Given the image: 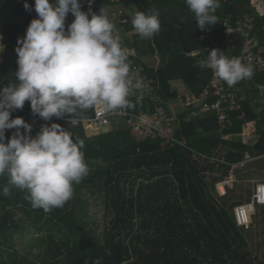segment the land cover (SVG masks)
Masks as SVG:
<instances>
[{"label":"trees","instance_id":"obj_1","mask_svg":"<svg viewBox=\"0 0 264 264\" xmlns=\"http://www.w3.org/2000/svg\"><path fill=\"white\" fill-rule=\"evenodd\" d=\"M27 3L31 10L25 9V0H0V35L3 37L0 42L4 44V50L0 52V87L16 83L17 40L25 35L27 26L37 15L35 0H27ZM80 4L81 10L91 8L97 14L102 7L115 4L126 7L125 14L119 10L123 14L121 19L125 20L122 25L127 32H133L131 45L138 56L153 61L152 64L143 60L146 69L142 76L152 82L156 96L164 104L178 95L172 87L174 81H180L188 92L197 95L206 86L212 70L200 67L199 58L205 59L207 55L203 50V39L212 36L216 42L222 43L225 28L221 22L224 19L232 24L237 19H250V36L257 40L253 50L259 51L264 59V14H257L250 6V0H219L214 13L217 23L205 29L198 27L194 13L184 0H92L91 4L89 0H80ZM141 11L159 13L160 31L150 38L141 37L132 26V15ZM69 24L70 13L65 20L66 29ZM243 41V36L238 33L223 45L222 54L241 60ZM192 51H199L198 56H189ZM131 60L127 55L130 70ZM248 82L253 86L252 91L246 90L242 81L238 82L244 97L241 109L230 112V123L222 131L213 112L192 116L189 120H184L185 113H181L176 137L183 146L171 147L160 139L135 141L126 125L125 128L99 133L93 122L85 120L92 116V108L78 114L79 122L75 126L67 121L72 117L54 116L46 121L34 115L28 101L22 109L12 111V118L22 117L32 125L30 135L33 137L42 126L56 122L70 133L74 142H82L85 162L88 166L94 163L96 167L93 178L82 181V184L102 187L106 208H110L113 215L108 236L102 242H96L73 217L74 208L65 216L62 211L67 204L52 209L46 222L54 231L62 229L60 220L65 218L66 226L73 225L76 234L86 239H76L73 244L66 240L61 245L52 240L53 260H57V253L64 252V264H94L95 260L100 264H264V258L255 255L249 247L252 226L245 229L234 221L232 208L238 202L230 201L227 193L222 197L224 206L208 190L207 175L221 169H225L226 174L230 167L193 152L223 155L230 163L241 162L246 152L252 157L264 155V103H260L257 112L249 105V95L254 101L260 100L257 85H264V66L255 67ZM255 90L257 99L253 93ZM128 101L125 108L134 114L145 109L147 104V100L134 95L132 87ZM242 112L244 117H240ZM250 122L255 123L257 139L253 144H245L243 142L250 137ZM245 123H248L247 127L241 133ZM14 131L6 130V138ZM235 133H241L239 137L243 142L221 137L222 134ZM127 173H136L140 179L135 189L131 185L129 195L125 187L121 188L126 183L124 177ZM5 186L10 190L16 188L8 184L7 175L0 176V196L3 199ZM16 189L14 204L27 195L25 190ZM8 218L10 211L6 210L0 220V237L11 230ZM0 264L5 263L0 259ZM13 264H18V260Z\"/></svg>","mask_w":264,"mask_h":264},{"label":"clouds","instance_id":"obj_2","mask_svg":"<svg viewBox=\"0 0 264 264\" xmlns=\"http://www.w3.org/2000/svg\"><path fill=\"white\" fill-rule=\"evenodd\" d=\"M184 2L199 28L217 23L214 13L219 0ZM24 7L31 10L27 0ZM34 10L37 15L15 48L16 83L0 87V176L7 175L9 185L25 190L34 209L50 212L63 207L72 198L74 185L89 174L81 151L83 144L74 142L56 122L42 126L33 137L32 125L22 117L12 118V111L22 109L28 101L34 115L46 121L54 116L72 117L67 121L75 126L78 114L87 109L100 106L112 111L127 107L132 81L127 53L114 34L105 8L97 14L91 8L81 10L80 0H35ZM69 13L74 20L66 29ZM131 23L143 38L154 36L161 27L157 11L136 12ZM3 50L0 42V52ZM200 67L211 69L228 86L253 75L251 66L224 56L218 49H212ZM10 129L15 131L6 138V130ZM2 191L7 196L10 189L5 186Z\"/></svg>","mask_w":264,"mask_h":264},{"label":"rangeland","instance_id":"obj_3","mask_svg":"<svg viewBox=\"0 0 264 264\" xmlns=\"http://www.w3.org/2000/svg\"><path fill=\"white\" fill-rule=\"evenodd\" d=\"M250 6L254 8L257 14H264V0H250ZM104 8L108 11V18L114 25V34L119 37L121 44H123L121 45L122 48L126 52L134 48L131 45V36L133 32L126 33L121 19L123 14L119 11L123 10L124 14L127 13L126 7L115 4L114 6ZM133 16L134 15H132V17ZM73 20L74 16L70 13V23ZM128 43L129 45L126 46L127 48L124 47ZM143 60H148L151 63L153 62L149 58H144ZM155 60V63H157L158 59L155 58ZM172 87L176 89L181 96L187 93L185 86L180 81L172 82ZM253 93L257 99V91L255 90ZM175 110L177 113L180 112L178 104L175 105ZM123 127L125 128V124L121 119L112 117L107 130H116ZM245 127H247L246 123L242 126L243 131ZM253 132V138L246 140L245 144H252L254 142L257 135L256 129ZM88 167H90L89 174L82 181L91 180L93 178L92 174L96 170L95 164H89ZM247 168L248 167L235 168L234 173L238 176L239 172H244ZM215 172L214 175H207V187L215 200H217L219 204H223L222 197L216 192L213 178H222L224 180V177H228L226 176L228 173L225 174V169L218 170V172L216 170ZM229 174L231 175V171ZM136 176V173H127L124 177L126 183L122 184L121 188L125 187L127 195H129L128 190L131 185H133L135 189L140 182V179ZM263 177L264 169L256 178L264 179ZM82 181L74 185L73 196L65 203L67 205L64 211H62V215L65 216L67 212H70L72 208H74L73 217L80 223L83 230L89 233L90 239L96 242H102L109 234L113 215L111 209L106 208L105 193L102 187L96 184L84 185ZM16 192L17 189L13 188L10 190L9 195H3L4 199L0 196V220L3 218L5 211L9 210L10 218H8V224L11 225V230L6 235L0 237V246L2 247L0 259L2 263L13 264L14 261L18 260V264H56V261L59 262L58 264H64V252L57 253V260H53L54 257H52V252L50 250L51 241L53 240L61 245V243L66 240L73 244L76 239H86L82 235L76 234L73 225L70 224L66 226L67 222L65 218L60 220V225L63 226L62 229L54 231L46 222L47 218L50 217V212H44L43 209H34L30 201L25 197L19 200L17 204H14L13 200L16 196ZM238 193L235 191L233 192L232 200L236 199L234 197H236ZM242 193L247 195L246 188L243 189ZM223 205L226 206L225 204ZM255 208V214L252 217V228L250 229L251 238L249 239V247L255 255L264 258V206L261 207L260 205H256ZM37 216L40 218H37ZM61 218L62 217H60V219ZM53 219L58 221L57 217H53ZM61 248L62 250L64 249L63 247Z\"/></svg>","mask_w":264,"mask_h":264},{"label":"built area","instance_id":"obj_4","mask_svg":"<svg viewBox=\"0 0 264 264\" xmlns=\"http://www.w3.org/2000/svg\"><path fill=\"white\" fill-rule=\"evenodd\" d=\"M124 21L123 19L122 22ZM221 23L225 28L222 43L216 42L212 36L203 39L205 43L203 50L207 52L206 58L212 49H218L223 52V45L240 33L244 38L241 61L251 66L252 69L255 67L262 68L264 59L259 54V51L253 50L257 45V40L255 37L250 36L251 20L248 18L244 20L237 19L232 24L228 19H224ZM126 53L132 58L130 61L129 79L132 81L133 93L138 98L147 100L146 107L137 114L129 113L125 107L117 111H104L100 106L92 108V116L85 120L93 122L99 133L107 131L110 119L116 117L123 119L126 128L130 131L135 141L160 139L164 144L171 147L177 144L183 146V143L176 137L178 116L181 113H185L184 120H189L192 116L213 112L217 118L220 131H222L230 123V112L241 109V101L244 98L241 85L236 83L233 86H228L226 82L216 77L213 71L208 83L198 95L187 91L185 95L181 96L178 94L174 100L164 104L156 96L152 82L142 76L146 69L143 59L138 56L134 48ZM198 54L199 51H192L188 55L195 57ZM205 59L200 57L199 61L201 62ZM246 81L242 82L245 83ZM257 88L260 95L259 101L264 103V85H257ZM210 100H212L211 103H209ZM176 104L180 107L179 113L175 110ZM240 117H244V112L241 113ZM227 136L223 134L222 138H227ZM193 152L201 158L228 165L231 172L234 168L241 167L244 163L255 158L246 152L241 162L230 163L223 155H205L196 151ZM232 181L233 179L228 176L223 180L222 184L229 185ZM256 205H264V181L255 184L250 201L237 204L232 208L235 223L245 229L250 228Z\"/></svg>","mask_w":264,"mask_h":264},{"label":"crops","instance_id":"obj_5","mask_svg":"<svg viewBox=\"0 0 264 264\" xmlns=\"http://www.w3.org/2000/svg\"><path fill=\"white\" fill-rule=\"evenodd\" d=\"M126 33H127V31H126ZM128 33H130V32H128ZM129 43L127 45H125L124 47L128 46ZM121 45H123V44H121ZM250 123L252 124V126L249 128V136L250 137L247 140L253 138L252 133H254L253 131H255V129H256V128L254 129L255 123L254 122H250ZM242 132H243V130L241 131V133ZM241 133L229 134L227 136V139L233 140V141H241L242 142V140L239 137V135ZM222 136H223V134L221 135V137ZM256 139H257V135H256V138H255L254 142L256 141ZM244 143H246V142H244ZM249 164H251V165H249ZM241 167H248V168L244 172H239L238 173V176L236 175V173H234L235 168L231 172V175L229 174L230 173V169H229V171H228V174L229 175L227 174L226 176L231 177L233 179V181L229 185H223V187H224V191L223 192L220 190V187H219V183H222L223 182V179L222 178H219L217 180H214L213 179L214 180L213 181V184L215 185L216 192L221 197L225 196L228 193V195L230 197L229 198L230 201H232V202H238L237 204H241V203L250 201L251 195H252V193L254 191L255 184L258 183V182H260V181H264V179H257L256 178V177L259 176V174H261V172L264 169V155L259 156V157H255L253 160L244 163V165L241 166ZM237 168H239V167H237ZM212 174L214 175V172L213 173H210L208 175L210 176ZM225 178H227V177H224V179ZM244 187L246 188L247 195H244V193H242L243 192V189H245ZM236 188H238V189H236ZM234 191L236 193H238V191H239V193L236 194V197H234L236 199H233L232 200V196H233V192Z\"/></svg>","mask_w":264,"mask_h":264},{"label":"water","instance_id":"obj_6","mask_svg":"<svg viewBox=\"0 0 264 264\" xmlns=\"http://www.w3.org/2000/svg\"><path fill=\"white\" fill-rule=\"evenodd\" d=\"M244 85H245L246 90H248V91H252L253 90V86L251 85L250 82H245ZM249 100H250L249 105H250L251 109L254 112H257L259 107H260L259 102H253L251 95H249Z\"/></svg>","mask_w":264,"mask_h":264},{"label":"bare ground","instance_id":"obj_7","mask_svg":"<svg viewBox=\"0 0 264 264\" xmlns=\"http://www.w3.org/2000/svg\"><path fill=\"white\" fill-rule=\"evenodd\" d=\"M219 187H220L221 191L223 192L224 191V187H223L222 183H219Z\"/></svg>","mask_w":264,"mask_h":264}]
</instances>
